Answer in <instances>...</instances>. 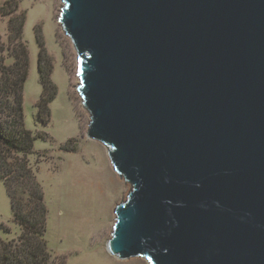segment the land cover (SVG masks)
I'll return each instance as SVG.
<instances>
[{
    "label": "water",
    "instance_id": "1",
    "mask_svg": "<svg viewBox=\"0 0 264 264\" xmlns=\"http://www.w3.org/2000/svg\"><path fill=\"white\" fill-rule=\"evenodd\" d=\"M75 84L125 184L108 251L264 264V0H62Z\"/></svg>",
    "mask_w": 264,
    "mask_h": 264
},
{
    "label": "rangeland",
    "instance_id": "2",
    "mask_svg": "<svg viewBox=\"0 0 264 264\" xmlns=\"http://www.w3.org/2000/svg\"><path fill=\"white\" fill-rule=\"evenodd\" d=\"M6 0H0V4ZM62 0H20L27 12L24 39L29 44L31 66L24 92L25 123L28 129L46 131L52 141L36 140L31 165L44 186L49 207L47 240L54 253L66 257V264H148L145 258L120 260L107 248L116 219L115 208L127 200L131 184H125L109 159L105 146L87 137L90 115L75 89L78 57L71 39L58 18ZM42 27L48 51L55 57L53 80L59 87L51 104L52 121H37L36 102L42 86L37 68L39 46L35 28ZM0 34L8 42V17L0 15ZM79 138L77 152L60 150L70 138ZM75 146L74 142L68 143ZM45 154L46 156H43ZM0 223L19 233L13 221L10 198L0 179Z\"/></svg>",
    "mask_w": 264,
    "mask_h": 264
},
{
    "label": "trees",
    "instance_id": "3",
    "mask_svg": "<svg viewBox=\"0 0 264 264\" xmlns=\"http://www.w3.org/2000/svg\"><path fill=\"white\" fill-rule=\"evenodd\" d=\"M20 0L0 4V15L8 17V42L0 34V179L10 198L13 221L19 233L6 239L0 232V264H66L67 259L53 252L47 240L49 207L45 190L31 165L36 140L52 141L46 131L28 129L25 123L24 92L31 58L24 39L27 12L19 10ZM39 46L37 68L42 86L36 102L37 121H52L51 104L59 87L53 80L55 57L48 51L42 27L35 28ZM79 138H70L60 147L77 152ZM74 142L75 146L68 143ZM43 156H46L43 154ZM0 231L11 233L4 223Z\"/></svg>",
    "mask_w": 264,
    "mask_h": 264
}]
</instances>
